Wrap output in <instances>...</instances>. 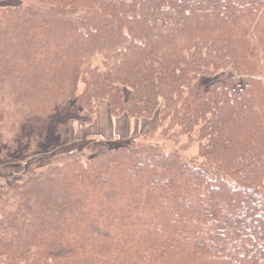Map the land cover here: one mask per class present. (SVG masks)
<instances>
[{
	"label": "trees",
	"instance_id": "1",
	"mask_svg": "<svg viewBox=\"0 0 264 264\" xmlns=\"http://www.w3.org/2000/svg\"><path fill=\"white\" fill-rule=\"evenodd\" d=\"M102 101L157 123L34 160ZM181 139L190 161L158 144ZM18 161L0 264H264V0L0 3V166Z\"/></svg>",
	"mask_w": 264,
	"mask_h": 264
},
{
	"label": "rangeland",
	"instance_id": "2",
	"mask_svg": "<svg viewBox=\"0 0 264 264\" xmlns=\"http://www.w3.org/2000/svg\"><path fill=\"white\" fill-rule=\"evenodd\" d=\"M3 5L18 4V0H0ZM82 86L79 87L81 91ZM157 123V117L152 122L143 123L135 122L134 120L121 117L119 119L112 118L109 113L107 103L99 102L96 106L95 115L92 123L87 125L86 119L82 116L79 109H77L68 125L72 127L73 140L64 146L56 145L51 151H41L34 160L39 162V165H48L52 160H62L68 155L80 152H86L87 146L90 149L103 150L114 143L138 141L149 132L150 128ZM186 140L181 139L178 144L169 140H164L158 144H162L166 152H174L185 161H190L197 155L196 145L189 148L181 149L180 147L185 144ZM75 145V146H74ZM28 165V164H27ZM12 167L11 172L8 173L7 168ZM25 162L5 163L0 166V188L4 187L11 182L22 181V173L26 170ZM22 174V175H19Z\"/></svg>",
	"mask_w": 264,
	"mask_h": 264
}]
</instances>
